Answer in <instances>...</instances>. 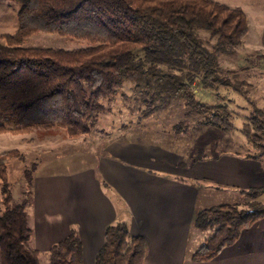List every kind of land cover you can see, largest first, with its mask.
I'll return each instance as SVG.
<instances>
[{
	"label": "trees",
	"instance_id": "16d2710c",
	"mask_svg": "<svg viewBox=\"0 0 264 264\" xmlns=\"http://www.w3.org/2000/svg\"><path fill=\"white\" fill-rule=\"evenodd\" d=\"M14 1L20 4L17 28L0 37V133L41 128L59 129L69 139L86 137L104 101H111L124 82L131 83L141 117L181 101L187 119L172 125L175 133H184L194 118L198 125L229 131L235 128L236 114L221 91L230 90L251 107L239 133L257 156H264V108L250 98L247 81L220 66L222 57L236 55L247 34L241 8L215 0ZM37 33L81 45L71 50L25 46ZM255 64L264 65V56L256 55ZM205 96L211 101L200 99ZM13 158L23 154L0 152V264H41L27 218L31 175L26 173L30 198L10 203L7 162ZM239 193L250 200L245 209L222 203L195 211L192 227L214 230L190 254L192 261H212L264 215V204L256 200L264 186ZM146 252L144 237L132 236L118 222L105 228L93 264H143ZM47 256L48 264H83L77 231L52 244Z\"/></svg>",
	"mask_w": 264,
	"mask_h": 264
},
{
	"label": "crops",
	"instance_id": "0c3cea01",
	"mask_svg": "<svg viewBox=\"0 0 264 264\" xmlns=\"http://www.w3.org/2000/svg\"><path fill=\"white\" fill-rule=\"evenodd\" d=\"M215 1L243 10L248 25L244 39L254 31L246 48L264 56V0ZM170 131L146 123L123 127L96 147L95 167L34 175L27 211L32 245L47 253L74 229L82 242L83 264H93L105 228L123 222L132 236L146 240L143 264H264V217L212 261L190 259L202 243L196 237L188 246L199 190L264 186L263 168L257 159L230 150L188 160L187 145L196 137L185 141ZM242 137L236 148L245 147ZM208 199V194L201 197L203 208L213 206Z\"/></svg>",
	"mask_w": 264,
	"mask_h": 264
},
{
	"label": "rangeland",
	"instance_id": "374dc122",
	"mask_svg": "<svg viewBox=\"0 0 264 264\" xmlns=\"http://www.w3.org/2000/svg\"><path fill=\"white\" fill-rule=\"evenodd\" d=\"M228 3H235L234 0H226ZM225 1V2H226ZM233 1V2H232ZM248 2V1H247ZM20 4L14 0H0V37L6 33H12L16 30L17 12ZM252 24V23H251ZM254 31L251 30L242 44L237 47L235 56H225L220 59V66L224 70L237 72L240 79L249 83L247 89L250 91V98L254 100L258 107L264 108V65L255 64V53L251 49L246 48ZM249 40V41H248ZM28 47L43 48H64L67 50L74 49L81 45L80 42L72 40L68 37H62L56 34L37 33L29 36L24 42ZM197 95L200 97L199 87H196ZM231 109L236 114L235 128L229 131H218L208 126L198 125L196 118L192 119L191 125L184 133H175L172 125L180 120L187 119L184 115L186 109L181 101H173L169 107L150 117H141L138 103L132 100L131 83L124 82L119 88L118 93L111 101H104L105 108L100 113L96 124L91 130V134L86 137L76 139L67 138L59 129H30L26 132L0 133V152L8 150H16L23 154V158H13L7 162V179L9 191L11 194V205L20 204L25 199L30 198L28 190L30 189L26 177V173L34 175L38 173L50 172L54 170H65L67 172H76L82 169L96 166V155L94 151L98 145L105 142V138L111 134L120 132L123 127L133 128L139 127L141 124L163 126L170 133V129L175 135L179 134L181 139L191 140L192 135L196 138L191 144L187 145L186 158L189 160L199 159L201 156H218L220 152L230 150L232 152L242 153L243 158L251 157L258 160L263 168L264 175V156H257L256 152L245 139V147L238 148L244 138L239 133L238 128L241 119L247 115L251 109L247 101L239 94L222 90ZM211 101V98L205 96L200 98ZM191 135V136H190ZM205 146L207 148H205ZM231 156H235L234 153ZM209 195L208 202L210 205H218L221 203L239 204L240 208L245 209V202L250 201L248 197L242 196L239 190L230 192L224 189H215L213 187L204 186L199 190V199L196 211L203 209L201 197ZM1 181H0V213L2 211L1 199ZM256 200L264 204V193L258 195ZM31 202V201H30ZM261 217H264L261 216ZM260 217V218H261ZM214 228L206 230L191 229L189 237V247L193 246L196 237H202V242L211 236ZM40 263L48 264L47 253H41Z\"/></svg>",
	"mask_w": 264,
	"mask_h": 264
}]
</instances>
